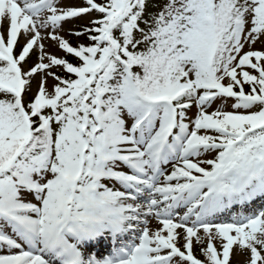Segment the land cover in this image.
<instances>
[{
	"label": "snow or ice",
	"instance_id": "obj_1",
	"mask_svg": "<svg viewBox=\"0 0 264 264\" xmlns=\"http://www.w3.org/2000/svg\"><path fill=\"white\" fill-rule=\"evenodd\" d=\"M257 42L264 0H0V264H264Z\"/></svg>",
	"mask_w": 264,
	"mask_h": 264
},
{
	"label": "rangeland",
	"instance_id": "obj_2",
	"mask_svg": "<svg viewBox=\"0 0 264 264\" xmlns=\"http://www.w3.org/2000/svg\"><path fill=\"white\" fill-rule=\"evenodd\" d=\"M64 3L67 5V6H83L84 5V0H64ZM95 18V13H91L89 15H86L84 17H81V18H76V19H73L69 22H66L64 23L63 25V30L60 32V35L64 36L65 39L69 40L72 44H78V43H82L83 40H85L86 36H82V37H76L74 35H70L69 32L72 31V30H78V26L79 25H88L89 21L91 19ZM24 41H25V38L23 35H21L20 37V40H19V44H18V48L20 46H22L24 44ZM45 45L47 47V50L49 52H51L52 54H55L57 55L58 57H63L64 53L59 50L56 45L51 42V41H45ZM255 49L257 50H262L264 49V42H257L254 46H253ZM248 48L247 46L245 47V51H247ZM34 57V56H32ZM32 59V58H31ZM28 64L31 65L28 61ZM39 76L36 77V80L33 81V90L35 91L36 89V84L37 82L39 81ZM49 83L51 84L52 81L49 80ZM249 88V86L245 85V90L247 91ZM222 102L221 101H216L215 104L212 105V108L209 109V111H212L214 110L218 105H220ZM233 103V101L229 100L228 103L224 106L225 107V110L227 111H232L233 109L231 108V104ZM196 112V109L195 107H193V109H191L189 115H194ZM208 158H211L210 156ZM171 169V165H168L167 166V170H170ZM257 205H254V207H256ZM225 219L227 217H224ZM152 227H156L157 226V222L156 221H152V224H151ZM206 246V245H205ZM100 252L101 253H104L106 254L107 253V249L106 247H102L100 249ZM194 254L198 257V256H202L201 255V246L200 245H194ZM199 258V257H198ZM201 260L204 259V257L202 258H199ZM245 260H246V255L237 251V250H234L232 256H231V264H245Z\"/></svg>",
	"mask_w": 264,
	"mask_h": 264
},
{
	"label": "trees",
	"instance_id": "obj_3",
	"mask_svg": "<svg viewBox=\"0 0 264 264\" xmlns=\"http://www.w3.org/2000/svg\"><path fill=\"white\" fill-rule=\"evenodd\" d=\"M159 2H162V0H159ZM96 15H97V14L95 13V16H96ZM83 27H84L83 25H79V26H78V30H79V29H82ZM82 43H85V44L88 43L87 38H85V40H83ZM33 56H34V57H31L32 59L29 60V63H30V64H32V63L35 61V59H36L35 55H33ZM63 56H64V55H63ZM68 58L71 59V57H68ZM58 74H63V73H62V71H61V72H59ZM199 257H200V258H201V257L203 258V256H199Z\"/></svg>",
	"mask_w": 264,
	"mask_h": 264
}]
</instances>
